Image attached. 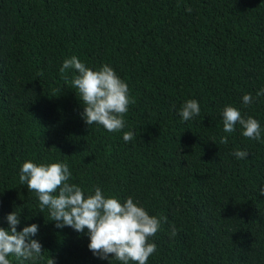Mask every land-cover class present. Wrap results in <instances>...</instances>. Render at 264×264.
Masks as SVG:
<instances>
[{
    "label": "trees",
    "instance_id": "1",
    "mask_svg": "<svg viewBox=\"0 0 264 264\" xmlns=\"http://www.w3.org/2000/svg\"><path fill=\"white\" fill-rule=\"evenodd\" d=\"M72 56L94 71L110 66L128 85L122 130L86 124L77 73L60 71ZM262 89L264 0H0V228L16 212L18 232L39 226L44 251L11 264L112 259L93 255L87 229L55 227L20 183L26 161L66 163L85 197L99 187L159 218L147 264H264ZM188 100L200 114L184 121ZM226 106L256 119L260 139L239 124L226 133Z\"/></svg>",
    "mask_w": 264,
    "mask_h": 264
},
{
    "label": "clouds",
    "instance_id": "2",
    "mask_svg": "<svg viewBox=\"0 0 264 264\" xmlns=\"http://www.w3.org/2000/svg\"><path fill=\"white\" fill-rule=\"evenodd\" d=\"M191 11V9H188ZM74 69L77 75L72 79V85L78 90L83 103L82 118L87 125L98 124L108 132H117L125 127L124 115L128 112L131 102L128 85L108 65L99 70L86 67L76 56L66 59L60 69L64 73ZM257 97L264 95V89L257 92ZM243 103L253 102L251 94L242 97ZM200 114L196 100H188L182 106L179 115L184 121L191 120ZM223 130L232 133L239 124L243 136L250 139H260V124L252 118H244L240 111L232 106H226L222 112ZM132 131L123 133V140L133 139ZM226 142V138L222 139ZM238 159L248 156L245 151L232 153ZM71 172L66 163L35 164L26 161L22 164L19 180L26 184L27 189L37 194L41 211L49 210L55 227L62 229L71 227L77 233L87 229L90 240L89 250L102 260L122 262V264H147L148 258L156 251V244L150 243L160 229V219L150 216L147 211L134 203L128 197L122 204L117 198L105 196L99 187L94 194L85 197L83 190L69 183ZM58 190V194L57 193ZM264 195V188L261 189ZM20 215L16 212L6 217L8 228H0V264H11L9 256L32 260L35 262L42 256V244L33 239L38 235L39 226L31 224L17 231ZM172 236L176 235L173 227ZM54 264V261H51Z\"/></svg>",
    "mask_w": 264,
    "mask_h": 264
}]
</instances>
